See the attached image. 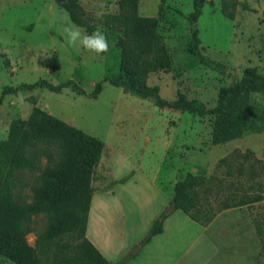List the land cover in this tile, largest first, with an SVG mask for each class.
Segmentation results:
<instances>
[{"label": "rangeland", "instance_id": "374dc122", "mask_svg": "<svg viewBox=\"0 0 264 264\" xmlns=\"http://www.w3.org/2000/svg\"><path fill=\"white\" fill-rule=\"evenodd\" d=\"M80 2L92 18L88 27H78L87 34L102 32L109 43L107 53L97 55L70 45L65 27L75 24L54 0H0V95L3 86L33 83L41 78L54 84L71 79L85 90L79 94L70 87L60 92L36 88L4 95L0 104V141L8 137L13 120L27 118L37 105L105 144L92 171L97 178L109 169L127 174L126 183L140 178L138 183L145 185L143 175L151 176V170L162 165L164 153L173 156L174 162L179 158L193 159L204 165L206 177L213 176V189L200 193L202 217L209 212H221L223 201L236 186L246 188L257 181L264 184V164L254 160L256 156L264 162V129L211 145L212 115L200 117L160 108L151 98L127 93L108 80L102 81L101 92L92 97L94 84L119 68L121 33L104 26L97 18L98 14L118 12V0ZM138 2L139 15L157 17V32L169 57L168 68L153 71L147 77V84L157 86L162 97L174 100L181 92L190 100L212 107L220 91L240 79L245 69L252 68L264 75V0H240L234 19L222 14L220 0H206L201 8L196 20L200 46L203 53L226 65V74L201 64L189 51L192 23L188 16L193 11V0ZM253 99L264 107V95H253ZM195 144L201 150L187 151ZM249 150L254 156H249ZM32 153L38 169L19 171V186L14 194L20 202L31 201L32 188L40 185L41 170L52 164L48 153L57 159V148L44 142H38ZM219 157L226 161H219ZM238 166H242L241 172L236 169ZM165 169L159 174L161 181L168 177ZM224 212L211 231L221 247L214 264H264V249L250 208L240 206ZM47 222L45 213L32 215L31 231L26 235L44 261L60 251H68L61 246V240L50 247L41 241ZM0 264L14 263L0 254Z\"/></svg>", "mask_w": 264, "mask_h": 264}, {"label": "trees", "instance_id": "16d2710c", "mask_svg": "<svg viewBox=\"0 0 264 264\" xmlns=\"http://www.w3.org/2000/svg\"><path fill=\"white\" fill-rule=\"evenodd\" d=\"M67 11L70 20L77 26L88 27L92 16L80 0H54ZM206 0H193L189 51L199 62L220 74L227 73V67L205 53L200 46L196 20ZM240 0H220L222 14L234 19ZM138 0H118V12L102 14L99 21L106 27L121 33L118 41L120 62L117 72L94 84L90 93L97 97L102 81L121 87L125 92L142 98H151L156 106L188 112L200 117L214 116L212 142L225 143L241 137L247 131L264 129V107L254 101L253 95H264V75L252 68L244 70L240 79L224 87L212 107L198 100H190L179 92L174 100L162 97L157 86L147 84L148 74L170 65L166 47L157 32V17L141 16ZM64 87L83 94L85 90L73 80L54 84L45 78L33 83L17 86H3L0 104L6 94L23 90L46 88L60 92ZM44 142L57 148V159L52 153L48 158L52 164L41 170L40 185L33 187L30 202H20L14 194L19 186V171L38 169L35 153L31 149ZM105 144L98 138L48 113L34 105L27 118L13 120L8 137L0 141V254L14 264H110L108 260L85 236L88 212L92 197V171L103 154ZM253 151L249 150V156ZM244 157L247 154L244 153ZM254 160H263L254 156ZM219 161L225 162L223 157ZM239 172L242 166L236 168ZM254 174V172L252 173ZM213 176L188 173L174 185L173 209H179L193 220L207 225L216 213L200 215V193L211 191ZM264 184L251 182L246 188L236 186L226 196L221 208L247 206L250 208L256 234L264 249ZM45 213L48 222L40 235L45 246L50 247L61 240L63 249L45 261L31 246L26 235L31 231L29 221L32 215ZM162 231V223L155 220L147 241ZM67 237V239H64Z\"/></svg>", "mask_w": 264, "mask_h": 264}, {"label": "crops", "instance_id": "0c3cea01", "mask_svg": "<svg viewBox=\"0 0 264 264\" xmlns=\"http://www.w3.org/2000/svg\"><path fill=\"white\" fill-rule=\"evenodd\" d=\"M198 149L195 144L187 151ZM162 159V165L153 168L149 177L139 169L145 185L138 183L140 178L126 183L127 174L109 169L100 178L92 176L85 236L110 264H214L221 253L211 231L224 211L231 208L215 214L207 225L173 209L174 185L188 173L204 174V165L193 159L174 162L166 153ZM163 169L168 177L161 181ZM155 220L161 221L162 231L145 241Z\"/></svg>", "mask_w": 264, "mask_h": 264}, {"label": "clouds", "instance_id": "9594fccd", "mask_svg": "<svg viewBox=\"0 0 264 264\" xmlns=\"http://www.w3.org/2000/svg\"><path fill=\"white\" fill-rule=\"evenodd\" d=\"M97 18H102V15L98 14ZM65 32L67 33V42L72 46L83 47L97 55L107 53L109 50L108 40L100 31L87 34L82 32L78 26L69 24L66 25Z\"/></svg>", "mask_w": 264, "mask_h": 264}]
</instances>
